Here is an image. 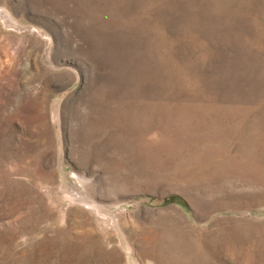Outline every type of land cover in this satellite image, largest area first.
<instances>
[{
    "label": "rangeland",
    "instance_id": "rangeland-1",
    "mask_svg": "<svg viewBox=\"0 0 264 264\" xmlns=\"http://www.w3.org/2000/svg\"><path fill=\"white\" fill-rule=\"evenodd\" d=\"M0 264H264V0H0Z\"/></svg>",
    "mask_w": 264,
    "mask_h": 264
}]
</instances>
